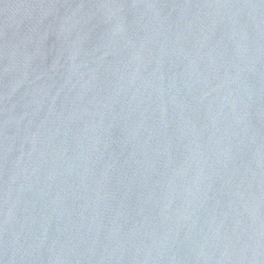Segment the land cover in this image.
Wrapping results in <instances>:
<instances>
[{
	"label": "water",
	"instance_id": "95a60500",
	"mask_svg": "<svg viewBox=\"0 0 264 264\" xmlns=\"http://www.w3.org/2000/svg\"><path fill=\"white\" fill-rule=\"evenodd\" d=\"M0 264H264V0H0Z\"/></svg>",
	"mask_w": 264,
	"mask_h": 264
}]
</instances>
